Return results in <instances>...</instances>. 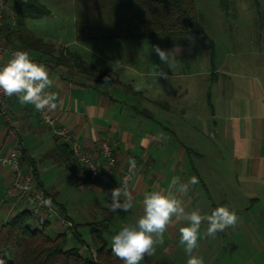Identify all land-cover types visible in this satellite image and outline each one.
Wrapping results in <instances>:
<instances>
[{
    "label": "crops",
    "instance_id": "1",
    "mask_svg": "<svg viewBox=\"0 0 264 264\" xmlns=\"http://www.w3.org/2000/svg\"><path fill=\"white\" fill-rule=\"evenodd\" d=\"M69 43L79 42L74 38ZM52 44L69 47L60 39ZM255 51L253 59H210L207 68L196 71L188 69V62L178 69L177 62L169 66L159 58L145 66L136 60L113 58L86 62L79 55L95 70L90 73L78 70L72 62L30 55L46 66L53 79L47 91L58 97L57 108L51 112L59 125L90 153L97 151L104 138L111 143L119 166L127 159L137 163L127 187L134 207L120 212L137 220L143 214L144 194L153 190L172 191L183 201L186 212L198 210L205 215L226 206L238 215L237 225L213 238L204 235L208 224L203 222L193 255L203 257L204 264H264V43ZM8 60L6 56L5 63ZM115 62L122 67L113 72ZM157 70L166 72L168 78L156 77ZM106 76L110 83L104 84ZM8 105L9 124L0 115V155L18 140L23 170L32 169L33 159L37 180L71 222L67 204L57 201L58 187L48 188L41 181L31 151L39 142L47 148L45 153H51L54 142L50 135L54 132L41 121L33 105H22L16 96L9 97ZM7 127L17 131V139ZM58 169L72 180L75 190L88 192L96 218L103 220L107 213L108 221L113 220L108 184L86 178L75 164L61 162ZM173 177L182 183L196 177L199 182L179 196L170 188ZM9 180V169L0 165V196ZM11 204L0 208L1 221L8 217ZM96 218L90 223L100 221ZM185 223L173 218L163 243L154 245L155 251L168 253L182 264L188 259L179 244V228ZM50 225L45 226V232Z\"/></svg>",
    "mask_w": 264,
    "mask_h": 264
},
{
    "label": "rangeland",
    "instance_id": "2",
    "mask_svg": "<svg viewBox=\"0 0 264 264\" xmlns=\"http://www.w3.org/2000/svg\"><path fill=\"white\" fill-rule=\"evenodd\" d=\"M10 3L8 0V7ZM39 3L48 13L39 18L25 19L26 30L34 37L48 43H55L58 39L62 44L67 42L68 50L78 53L86 62L93 60L102 63L113 58L136 60L143 62L146 66L148 61L159 58L153 49V46H159L165 51L175 50L176 57L173 62H177L178 69L185 67V63L188 62L190 67L188 69L196 71L207 68L210 59L215 61L223 58L253 59L255 50L264 43V0H193L197 21L204 31L203 36L194 37L195 39L175 37L156 40L87 41L76 44L69 43L74 40L73 0H39ZM55 48L56 56L69 60L66 56V52L69 51L65 47L55 46ZM60 51H62L61 54ZM189 61L192 62L189 63ZM208 137L212 138L209 134ZM50 138L52 139L51 135ZM46 150L47 148L39 142L32 146L31 151L34 152L39 177L44 186L58 187L57 201L67 204V212L71 220L70 226L57 220L51 221L46 233L50 237H55L65 232V248L78 247L82 253L87 252L86 247L93 250L87 223L93 221L98 214L93 210L92 203L88 201V192L83 194L82 190H75L72 180L59 173L60 165L55 161L54 156H47ZM2 195L3 192L0 198ZM60 215L66 218L63 214L60 213ZM96 219L100 220L97 223H104V227L99 229V232L109 247L112 246L114 235L118 234L123 227L136 221L133 215H125L120 211L113 213L111 221H108L107 213L103 215V220ZM66 228L69 230L67 231ZM141 264L182 263L172 260L168 253L155 251L154 255H146Z\"/></svg>",
    "mask_w": 264,
    "mask_h": 264
},
{
    "label": "trees",
    "instance_id": "3",
    "mask_svg": "<svg viewBox=\"0 0 264 264\" xmlns=\"http://www.w3.org/2000/svg\"><path fill=\"white\" fill-rule=\"evenodd\" d=\"M9 1L15 25L5 20L4 34L8 45L37 53L38 56H49L53 61H70L75 68L86 73L95 71L75 52H66L69 60L56 56V48L52 43L34 37L26 30L25 19L39 18L48 13L39 0ZM73 6L74 38L79 43L194 38L204 35L196 18L193 0H73ZM15 42L17 44L14 45ZM52 140L54 148L47 156H54L59 165L61 162L75 164L90 179L67 143L55 134H52ZM30 161L34 180L43 188L37 180L34 160L30 158ZM58 208L63 214L62 209ZM47 224L42 228L37 227L27 209L15 211L4 222L0 220V264H122L112 254V246H108L99 232L104 223L88 224L93 250L86 247L87 252L84 253L78 247H64L65 232L55 237L47 235Z\"/></svg>",
    "mask_w": 264,
    "mask_h": 264
},
{
    "label": "clouds",
    "instance_id": "4",
    "mask_svg": "<svg viewBox=\"0 0 264 264\" xmlns=\"http://www.w3.org/2000/svg\"><path fill=\"white\" fill-rule=\"evenodd\" d=\"M161 62L170 65L175 60V50L165 51L159 46H153ZM113 72L122 67L117 62L112 65ZM168 78L163 70L156 71V77ZM110 83V77H105L104 84ZM53 86L45 65L35 62L26 50H17L3 65H0V92L8 97L16 96L22 105H33L38 112L53 111L57 108V95L49 92ZM139 91V88H137ZM135 167V161H130ZM199 181L191 177L187 183H182L179 177H173L170 188H175L179 196L188 192L190 185ZM134 207V198L124 186L111 190L109 210L112 212H128ZM142 215L134 223L123 227L112 237V254L122 261V264H141L145 256L155 254L157 243H163V234L173 222L185 221L179 228V244L188 256L186 264H204L203 257L193 255L198 247L200 229L203 222L208 227L204 235L215 238L217 232L228 227H235L239 220L235 211L226 206H219L210 214L201 215L198 210L186 212L183 201L172 191L153 190L146 192L143 198Z\"/></svg>",
    "mask_w": 264,
    "mask_h": 264
},
{
    "label": "built area",
    "instance_id": "5",
    "mask_svg": "<svg viewBox=\"0 0 264 264\" xmlns=\"http://www.w3.org/2000/svg\"><path fill=\"white\" fill-rule=\"evenodd\" d=\"M7 4L8 0H0V65L5 64L6 56L10 59L15 51L23 50L7 44L4 34L6 18H8L12 26L15 25V19ZM8 101L9 97L0 92V115L9 124L11 115ZM39 117L55 135L70 145L73 156L85 169L90 180L103 181L108 184L111 190L124 186L125 182L128 187L129 182L132 180L133 172L137 168V163L135 162V167L132 168L130 166V161L132 160L127 159L126 164L119 166L109 140L102 138L98 143L97 151L90 153L80 146L77 139L71 136L66 127L59 125L57 118L51 111L39 112ZM7 131L17 139L16 130L7 127ZM21 155L22 149L18 140L6 153L0 155V165L7 167L10 172V180L0 198V208L7 202H11L12 206L9 207L8 216L20 209H27L39 228L53 220L70 226L71 223L60 215L59 208L50 200L45 190L36 184L32 169L28 167L26 171L23 170Z\"/></svg>",
    "mask_w": 264,
    "mask_h": 264
}]
</instances>
